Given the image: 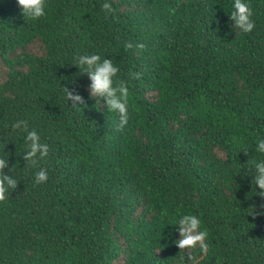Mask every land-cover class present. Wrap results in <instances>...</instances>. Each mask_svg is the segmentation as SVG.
Returning <instances> with one entry per match:
<instances>
[{
  "label": "trees",
  "instance_id": "obj_1",
  "mask_svg": "<svg viewBox=\"0 0 264 264\" xmlns=\"http://www.w3.org/2000/svg\"><path fill=\"white\" fill-rule=\"evenodd\" d=\"M104 2L49 0L32 21L0 0V154L19 181L0 202V264H179L183 214L209 232L200 264H264V198L248 175L264 137V0H247L248 34L232 27L234 0H110L107 16ZM84 54L119 67L124 128L90 98ZM19 119L49 146L35 166Z\"/></svg>",
  "mask_w": 264,
  "mask_h": 264
},
{
  "label": "clouds",
  "instance_id": "obj_2",
  "mask_svg": "<svg viewBox=\"0 0 264 264\" xmlns=\"http://www.w3.org/2000/svg\"><path fill=\"white\" fill-rule=\"evenodd\" d=\"M16 3L22 9L23 17L32 21L46 17L50 7L49 0H16ZM102 8L106 16L114 12L110 0H105ZM232 9L230 14V20L233 22L232 27L243 34L251 33L255 28V22L252 19V9L247 0H234ZM127 47L132 48L133 46L129 44ZM136 47L143 49L144 45L139 44ZM105 57H101L99 54L79 55L75 58V66L79 69L80 74H87L90 80V98H96L98 105L101 101L106 102L107 111L118 116V127L122 129L129 123L130 92L127 84L118 79L119 67L113 63L112 59ZM66 99L71 101V107L74 109H79L78 105L85 104L84 98L79 93L74 94L67 89ZM11 128L13 132L22 131L26 134L24 137L26 150L22 156L25 164L35 166L48 157L49 146L42 142L41 135L36 129H29L26 120L14 121ZM254 152L258 158L252 159L250 174H248L253 178L251 181L252 196L258 195L264 198V137L255 141ZM12 169H9V155L3 150V153L0 154V202L6 201L8 194L14 192L19 184L18 179L9 174ZM48 179L49 175L46 169H41L35 174V183L37 184L46 183ZM256 189H259V192ZM260 214L264 215V212ZM174 226L178 227L179 233V239L174 240V244L183 253L179 264H200V260L208 256L210 251L209 232L204 228L202 218L196 214H183L174 221Z\"/></svg>",
  "mask_w": 264,
  "mask_h": 264
}]
</instances>
